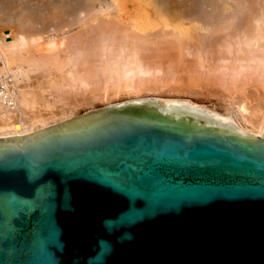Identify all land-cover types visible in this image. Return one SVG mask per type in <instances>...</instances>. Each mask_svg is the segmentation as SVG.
Here are the masks:
<instances>
[{"label":"water","instance_id":"1","mask_svg":"<svg viewBox=\"0 0 264 264\" xmlns=\"http://www.w3.org/2000/svg\"><path fill=\"white\" fill-rule=\"evenodd\" d=\"M215 110L124 104L0 142V264H264V136Z\"/></svg>","mask_w":264,"mask_h":264},{"label":"bare ground","instance_id":"2","mask_svg":"<svg viewBox=\"0 0 264 264\" xmlns=\"http://www.w3.org/2000/svg\"><path fill=\"white\" fill-rule=\"evenodd\" d=\"M79 2L78 0H47L45 7L41 8L42 12L47 10L41 20L42 12L40 15L38 12L40 9L28 11L30 8H23L20 0H9L8 2L0 0V24L9 28L6 31L5 28L0 27V60L4 61L5 67L4 71L0 69V142L48 133L59 126L70 124L81 116L107 109L104 107L74 116L76 113L71 105L76 104V100L74 101L73 98L80 93V90L84 94L82 100L90 102L94 98L108 100L122 95L134 97L145 92L187 91L198 95L201 92L192 90V88L201 85L208 86V95H218L224 99L227 102L225 103L227 111L235 106L240 118L233 116V119L242 135L256 136V142L264 136V16L259 15L257 18L255 17L254 21L249 22L256 21L259 23V27L253 34L255 31L253 29L255 26H253L249 30H253L250 33L253 35L249 38L244 36V39L239 42L244 45L239 48V51H243L245 56L239 57V55L236 58L235 55L230 54L231 48H234L235 45L232 44L231 46H234L230 48V45L222 43L227 46V50L233 58L231 56L229 57L230 61L217 63V59L210 62L212 58L207 56L203 40L196 39L194 32H191L193 28V30L199 29L200 24L197 22H194L193 28L188 31L189 28H183L184 21L182 20L183 23L175 24L174 30L178 31L171 34L170 39H151V32L142 31L144 27L136 21L135 10L129 9L127 12L124 10L120 16L109 17V12L105 13V10L111 6L114 0H85V5L78 8L79 11L86 12V14L93 11L94 17L92 18L102 17L98 23L100 26H97L98 29L95 28L97 30L94 39L84 42L79 39H71L74 53L79 55L83 52L84 57L80 67L76 63L71 67L67 66L64 74L57 62V53L52 50L50 53L47 51L48 46L51 48L55 46L53 44L54 37L41 38L43 28H41L42 31H39L35 26L40 21L47 23L54 19L58 21L71 13L73 3L78 4ZM150 3L153 4L157 13L165 17L164 19L167 21L168 12L164 11L166 5L159 0H150ZM42 6L44 5L40 7ZM103 7L106 8L103 9ZM261 12L263 11L261 10ZM177 18L180 20L179 17ZM249 23V27L247 26L246 29L251 28L252 24ZM13 26L16 29L10 30ZM75 27L78 28L77 35L83 33L85 36L89 35L87 27L83 32L80 25ZM87 33L88 35H86ZM240 40H236L237 46ZM43 41H50V43L45 46L42 45ZM191 41H194V46L192 45L194 62L187 67H181L175 63L170 64V62L168 66H158L152 62L147 64L143 63L140 56L141 52L167 55L171 51L177 50L179 53H171V55H177L179 60H183L185 56L183 53L189 47L188 45L192 44ZM218 45L216 46L218 47ZM186 46L188 47L186 48ZM213 48L219 51V49ZM213 48L210 51L211 54L214 53ZM150 50L152 52H149ZM235 53L239 54L240 52L236 51ZM12 63H15L16 68H14L19 70V73L16 71L19 75L12 71L14 69L11 67ZM206 69L210 72H207ZM184 70L191 74L195 71L200 75L197 79L196 77L184 79L183 76L187 75V73L184 75L185 72H181ZM180 72L183 74V76L181 75L183 79L180 78ZM245 72H248L250 79H247L249 76H245ZM32 73H34V77L31 76ZM211 75L215 76L212 81L208 79ZM242 75L247 80H251V76H255L254 78L258 82L242 83L244 80H242L244 78ZM254 78L252 79L254 80ZM229 119V116L222 117L221 123L229 121Z\"/></svg>","mask_w":264,"mask_h":264},{"label":"rangeland","instance_id":"3","mask_svg":"<svg viewBox=\"0 0 264 264\" xmlns=\"http://www.w3.org/2000/svg\"><path fill=\"white\" fill-rule=\"evenodd\" d=\"M5 1L8 2L9 0H5ZM155 1H157V0H155ZM159 1H161L164 5H166V10H164V11L166 13L168 12L167 13L168 14L167 21L164 19L165 17H163L162 15L157 13V11L153 7V4L150 3V0H114V2H112L111 6L108 9H106L107 11L105 10V13L109 12V14H110V15L108 14L109 17H113V16L117 17V16H120L124 10H126V12L129 9L135 10L136 21L144 27L142 29V31H145L148 33L151 32L150 33L151 37H152L151 39H153V38L154 39H159V38L160 39H163V38L164 39H170L171 38L170 35L177 33V31H178L176 29L174 30V26L176 23L180 24L181 22L183 23V21H184L183 28H185V29L189 28L188 31H191L190 29L193 28L192 24L194 22H197L200 24L199 29L193 30L194 29L193 28L191 32H194L196 39H202L203 40V43H204L205 48L207 50V56L212 58L210 60V62L217 59L216 60L217 63L230 61L229 57H231L232 55H235V57L239 56V55H240L239 57L245 56L243 51L242 52L239 51V48L243 45L239 42H241L244 39V36L247 38H249V36L251 37V35L255 34L256 30L258 29L259 23H257L256 21L254 23H249V22L254 21L259 15L262 17L264 16V14H263L264 13V0H159ZM78 2H79V0H78ZM20 3L23 4L22 5L23 8L24 7L30 8V9H28V11L29 10L33 11L31 9L38 11L40 9L41 11L40 10L38 11L39 15H40V12H42V9L45 7L47 0H20ZM79 3H81V4H79ZM79 3L78 4L80 6L76 3L75 4L73 3V6L71 5V8H72L71 13L60 18L58 21H57V19H54L56 22H53L54 20H52V21H49V23H47L45 21H40L41 23H47V24H41L40 22H38L37 25L35 26L36 29L39 31L40 30L42 31L41 28H43V32L45 30L44 34L42 32L41 38L47 37V36H49L50 38L54 37L53 38V40H54L53 44H55V46H56V47L54 46L55 48L54 47L51 48L50 46H48L49 45L48 43H50V41L49 42L43 41L42 45L49 47L47 50L48 53H50L51 50L53 52L57 53V56H56L57 62L60 64L61 72L63 71L64 74L66 72L67 66L71 67L74 63H76L78 65V67H80V64H81L83 57H84L82 54L83 52L79 53V55L74 53V51L72 50L73 46L71 45V43H72L71 39H79V41H81V42H84V41H87L90 39H94L95 38V31L100 26V25L98 26V23L100 22V20L102 18L101 17L102 15L100 16L101 18H99V17L98 18H92V17H94L93 11L90 12V14L89 13L86 14V12L81 13L78 8L82 7L83 4L86 2H85V0H83L82 2L80 1ZM133 3H134V6H133ZM41 5H44V6L40 7ZM105 8L106 7H103V9H105ZM261 10L263 12H261ZM45 12H47V10L42 12L43 16L40 15V18L42 17L41 20H43V17L46 15ZM180 13H181V15H180ZM89 17H90V19H89ZM177 17H179L180 20H177L178 19ZM181 17H182V19H181ZM92 19H93V21H91ZM263 19H264V17H263ZM175 20H177L178 22ZM51 22H53V23H51ZM248 23L252 24V26H250L251 28H249V29L247 28L248 29L247 30L246 27L248 26ZM69 24H70V26H69ZM0 25H1L0 26L1 28H5V30L8 31L9 28H6V26H3L2 24H0ZM44 25L46 26V28ZM76 25H80L82 32L87 27L89 35H88V33L86 34L88 36H85L84 33L81 34L82 36L79 34L77 35L76 32L78 31V28L75 27ZM41 26H43V27H41ZM189 26H191V27H189ZM253 26H255V27H253ZM252 27L255 31L252 30L253 34H250V33H252V31H249V30H251ZM11 28L12 29H10V30L16 29L15 26H13ZM95 28H97V29H95ZM160 28H161V30H160ZM244 29L246 32L244 31ZM248 31H249V33H247ZM243 32H244V35H243ZM245 34L246 35L250 34V35L246 36ZM228 39H229V41H228ZM234 39H235V41H234ZM237 39H239V40L241 39L237 43L239 47L235 44V42H237L236 41ZM58 40H59V42H58ZM194 41H191L192 44L190 43V45H188L189 47L186 46V48L187 47L188 48L183 53L185 55L183 60H179L177 55H175V56L171 55V53H176V54L179 53V51H177V50H175V52L171 51V53H169L167 55H165V54L153 55L151 53L141 52L140 56H141L143 63H147V64L149 62H152L158 66H168V64L170 62V64L175 63L181 67H187L189 65H192L194 62L193 61L194 58H193V54H192L193 53L192 50L194 49L193 48V46H194L193 42ZM222 43L223 44L226 43V45H230V48L235 45L234 48H231V51H230L231 53L227 50V46L223 45ZM218 44L221 46V48ZM232 44H234V45L231 46ZM59 45L61 47H58ZM216 45H218V47ZM161 47H162V45H161ZM213 47L217 48V50L219 49V51H216ZM43 48H44V46H43ZM212 48L214 50L213 54H211V52H210ZM236 51L240 52V53L239 54L235 53ZM149 52H152V51L150 50ZM229 53L232 55H230ZM232 58H233V56H232ZM0 62H1L0 63V69H2L4 71L5 70L4 69L5 68L4 67V61L0 60ZM238 62L239 63H241V62L245 63L244 61H238ZM14 64L13 63L11 64L12 68L15 67ZM15 68L12 71H15V72L17 71L19 73V70L15 69ZM199 70L204 71L202 69H199ZM206 71H207V69H206ZM181 72L182 73L185 72L184 73V75H185L188 71L186 72L184 70ZM207 72H210V71H207ZM182 73L179 74L180 78L183 76ZM194 73H196V72L193 71L192 74H191V72L187 73V75H185L183 77H184V79H187L190 77H192V78L196 77V79H197L200 74L198 75V72L196 74H194ZM188 74H189V76H188ZM193 74H194V76H193ZM245 74H246L245 76H249L248 72H245ZM31 76L34 77V73H32ZM242 76H244V75H242ZM245 76H244V78H242V80L244 79L242 81V83H248V81L258 82L254 78L255 76H253V77L251 76V80H247V79H250V76L247 77V79ZM209 77H208V79H210L211 81L215 79L214 75H211ZM252 78H254V80H256V81H254ZM181 79H183V78H181ZM207 87H208L207 85H201L199 87L197 86L196 88L195 87L192 88V90H195V91L199 90L201 92V94H198V95H196V94L194 95L193 94L194 92L188 93L187 91L186 92L172 91V92H165V93L164 92H156V93L155 92H151V93L145 92V93H139L137 96H134V97H129L128 95H122L120 97H117V98L113 97V98H110L108 100L103 99V98H94L90 102H85L84 100H82V98L84 97V94H82L83 92L80 90L79 91L80 93L77 96H74V98H73L74 101L76 100V102H75L76 104L72 103L75 105H71V106L74 107V112L76 113L74 116H76V115H81V114L87 113L89 111H94L96 109H100V108H104V107H107V108L121 107L124 104H140V103H143L145 101L187 102L190 105L194 106L195 108H199V109H203V110H209L213 107H218L220 110H215V116H219V117H221V119H222V117H228V116L230 117V114H233V116H237V118H240V114L238 113V111H236L235 106L231 105L233 108H231L229 111H227V109H226L227 107L225 106V103H227V102L218 95H214V96L208 95L207 91H209L208 90L209 88H207ZM211 95H213V94H211ZM226 105H228V104H226Z\"/></svg>","mask_w":264,"mask_h":264},{"label":"clouds","instance_id":"4","mask_svg":"<svg viewBox=\"0 0 264 264\" xmlns=\"http://www.w3.org/2000/svg\"><path fill=\"white\" fill-rule=\"evenodd\" d=\"M109 223H110V221H108V220H105V221H104L105 226H107ZM126 238H127V239H131V234H130V233L127 234V235H126Z\"/></svg>","mask_w":264,"mask_h":264}]
</instances>
